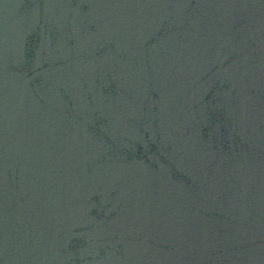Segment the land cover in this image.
<instances>
[{
	"label": "water",
	"instance_id": "water-1",
	"mask_svg": "<svg viewBox=\"0 0 264 264\" xmlns=\"http://www.w3.org/2000/svg\"><path fill=\"white\" fill-rule=\"evenodd\" d=\"M0 264H264V0H0Z\"/></svg>",
	"mask_w": 264,
	"mask_h": 264
}]
</instances>
